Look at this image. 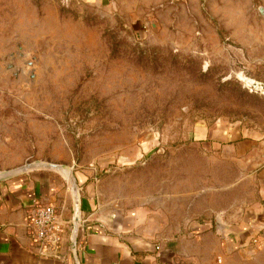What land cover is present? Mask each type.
I'll return each mask as SVG.
<instances>
[{
  "label": "rangeland",
  "instance_id": "obj_1",
  "mask_svg": "<svg viewBox=\"0 0 264 264\" xmlns=\"http://www.w3.org/2000/svg\"><path fill=\"white\" fill-rule=\"evenodd\" d=\"M215 150L264 164V0H0V171L62 164L173 219Z\"/></svg>",
  "mask_w": 264,
  "mask_h": 264
},
{
  "label": "crops",
  "instance_id": "obj_2",
  "mask_svg": "<svg viewBox=\"0 0 264 264\" xmlns=\"http://www.w3.org/2000/svg\"><path fill=\"white\" fill-rule=\"evenodd\" d=\"M256 156L212 151L222 171L211 173L197 201L173 204V219L159 202L107 206L96 183L76 172L79 264H264V164L258 166ZM225 158L234 166L227 175ZM36 202L54 205L68 222L59 259L39 255L26 235L25 218ZM71 217V191L58 174L40 170L0 182V264H75ZM217 219L226 226L223 236Z\"/></svg>",
  "mask_w": 264,
  "mask_h": 264
},
{
  "label": "built area",
  "instance_id": "obj_3",
  "mask_svg": "<svg viewBox=\"0 0 264 264\" xmlns=\"http://www.w3.org/2000/svg\"><path fill=\"white\" fill-rule=\"evenodd\" d=\"M144 31L146 26H143ZM68 222L63 219L56 207L52 204H40L36 202L25 218V232L32 246L41 256H52L61 258L59 253L63 245V236L67 228ZM72 217L69 233L70 249L73 254L75 264H79L77 258L78 247V230L75 236V241L71 243L72 235Z\"/></svg>",
  "mask_w": 264,
  "mask_h": 264
},
{
  "label": "water",
  "instance_id": "obj_4",
  "mask_svg": "<svg viewBox=\"0 0 264 264\" xmlns=\"http://www.w3.org/2000/svg\"><path fill=\"white\" fill-rule=\"evenodd\" d=\"M40 170L61 173V175H63L66 181L68 182L72 196L73 228L71 235V243L73 244L75 241L77 229L80 227V186L78 185V181L70 168H67L62 164L45 161L26 162L20 166L0 171V182ZM216 229L222 236L224 235L226 226L221 222L220 219L216 220Z\"/></svg>",
  "mask_w": 264,
  "mask_h": 264
}]
</instances>
